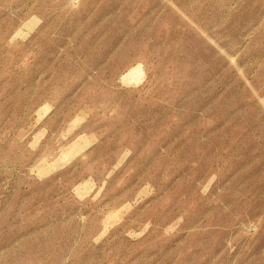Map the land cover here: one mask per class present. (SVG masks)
Wrapping results in <instances>:
<instances>
[{"label": "rangeland", "instance_id": "374dc122", "mask_svg": "<svg viewBox=\"0 0 264 264\" xmlns=\"http://www.w3.org/2000/svg\"><path fill=\"white\" fill-rule=\"evenodd\" d=\"M0 264H264V0H0Z\"/></svg>", "mask_w": 264, "mask_h": 264}]
</instances>
